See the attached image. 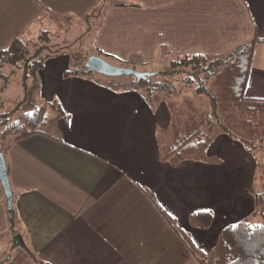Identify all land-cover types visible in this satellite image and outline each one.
<instances>
[{"label": "crops", "instance_id": "1", "mask_svg": "<svg viewBox=\"0 0 264 264\" xmlns=\"http://www.w3.org/2000/svg\"><path fill=\"white\" fill-rule=\"evenodd\" d=\"M97 2L0 0V53L47 31L41 21L61 15L70 24ZM105 8L91 56L151 70L163 58L226 55L256 40L245 95L264 98V0H125ZM73 65L61 51L40 73V102L57 100L65 114L51 118L45 135L5 142L15 225L33 256H12L0 182V244L7 242L0 264H199L164 214L211 252L226 227L254 212L263 154L249 153L218 124L164 162L179 96L150 102L113 91L110 77L95 72L65 77ZM197 211L213 212L210 229L190 225Z\"/></svg>", "mask_w": 264, "mask_h": 264}, {"label": "trees", "instance_id": "2", "mask_svg": "<svg viewBox=\"0 0 264 264\" xmlns=\"http://www.w3.org/2000/svg\"><path fill=\"white\" fill-rule=\"evenodd\" d=\"M98 2L105 5L106 0ZM120 5L139 6L135 3ZM102 11L97 17L104 15ZM49 41L50 34L44 31L40 34V44L34 45L38 46L34 50L32 46L17 38L8 49L0 53V79L4 80L0 93L8 85V76L1 70L6 65L22 69L24 78L34 79L35 88L41 90L38 80L41 71L49 58L61 52V49H47V45H42ZM255 45L256 40H251L220 56H173L172 60L167 62L165 71H156L158 73L153 77H110L108 85L118 93L137 92L150 102L159 96L173 99L186 90H193L209 98L211 112L201 113L197 118L173 121L168 131V142L161 149V159L164 162L197 139L203 129L215 123L219 124L224 133L243 143L249 153L264 154V98H249L245 95ZM169 54L168 50L163 52V55ZM99 56L110 63L111 60L115 61L118 66L136 69L133 62L116 61L112 56L103 53ZM71 57L75 65L65 72V77L94 75V72L86 67L89 57L72 54ZM154 77L156 80H152ZM33 104L34 108L27 109L29 106L19 103L13 111L0 114V152L6 153L2 145L9 139L20 142L36 135H45L44 129L51 118L65 114L57 100L40 102V106H36L35 102ZM171 106L174 104L171 103ZM222 116L225 117L224 120ZM255 180V210L251 216H259L262 223L252 224L250 218L245 217L229 225L222 231L216 247L209 253L201 251L193 238L177 226L169 215L164 214L199 264H264V166ZM188 219L192 227L208 230L213 225L214 214L211 211H197L191 213ZM11 230L14 234L19 232L16 225Z\"/></svg>", "mask_w": 264, "mask_h": 264}, {"label": "rangeland", "instance_id": "3", "mask_svg": "<svg viewBox=\"0 0 264 264\" xmlns=\"http://www.w3.org/2000/svg\"><path fill=\"white\" fill-rule=\"evenodd\" d=\"M116 1L125 0H106L105 5L97 2V5H95L93 9L89 10L87 18H82L70 24H68L66 20H63L62 17H60L61 15H56L55 18L58 19L54 22L52 20L46 22L41 21L40 24L48 27L44 30L47 29L50 34V41L48 43H43L42 45H47V49H61V51L72 55L90 57L95 50L94 37L100 22V17H97V15H99L101 10H103V15L106 12L105 6L114 4ZM80 39H83V41L80 42ZM22 40L32 46L33 50L38 47H34V45L40 44V36H29ZM169 60H172V58H163L160 61V64L152 67L151 70H147L145 67H138L136 69L141 72L145 71L158 73L160 71H165L164 69L168 67L167 62H169ZM111 63L117 66L119 65L112 60ZM3 71L2 72L8 76V86L3 90L4 92L2 91L0 93V114L13 111L19 103H22V106H29L27 109H30L31 107L34 108L33 102H35L36 106H40V89L35 88L34 79L24 78L23 70L11 65L5 67ZM93 76H96L97 78L99 77L95 73ZM159 79H164V77H159ZM38 80L41 85V78H38ZM152 80H156V78L154 77ZM3 81L4 80L2 79L1 82ZM175 101L177 103L175 114L179 120L197 118L201 113L211 112L212 109V105L208 97L196 94L192 90H186L183 94H181V96L179 95L178 98H175ZM224 118L222 116V120H224ZM213 126L217 128L218 123H215ZM9 142H11V139L6 141V143ZM2 146L6 151L5 143ZM262 156L264 158V154ZM247 217L250 218L252 224L262 223V219L259 216L254 217L250 215ZM6 247V241L0 244V250H3V248ZM10 251H12V246L10 247ZM24 252L26 251L21 248H17L12 256L19 259L27 258ZM23 261L26 264L27 260L23 259Z\"/></svg>", "mask_w": 264, "mask_h": 264}, {"label": "water", "instance_id": "4", "mask_svg": "<svg viewBox=\"0 0 264 264\" xmlns=\"http://www.w3.org/2000/svg\"><path fill=\"white\" fill-rule=\"evenodd\" d=\"M86 67L99 74L106 77H135L138 79L150 78L155 75L153 72H141L133 68L121 67L111 64L105 58L100 56H90L86 61ZM0 182L4 189L7 205H8V220L11 227H15V211H14V192L10 183V179L7 171V164L5 155L0 152ZM21 248L25 250L29 255L33 256L31 250L28 248L27 244L21 233L17 232L13 235L12 239V250Z\"/></svg>", "mask_w": 264, "mask_h": 264}, {"label": "snow or ice", "instance_id": "5", "mask_svg": "<svg viewBox=\"0 0 264 264\" xmlns=\"http://www.w3.org/2000/svg\"><path fill=\"white\" fill-rule=\"evenodd\" d=\"M254 227V226H253Z\"/></svg>", "mask_w": 264, "mask_h": 264}]
</instances>
